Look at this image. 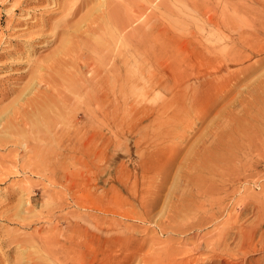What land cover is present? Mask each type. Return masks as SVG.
Wrapping results in <instances>:
<instances>
[{
	"label": "rangeland",
	"instance_id": "1",
	"mask_svg": "<svg viewBox=\"0 0 264 264\" xmlns=\"http://www.w3.org/2000/svg\"><path fill=\"white\" fill-rule=\"evenodd\" d=\"M36 1L20 4L21 9L14 6L17 0H0V52L25 38L28 28L16 26L15 19L27 17L26 8L50 6ZM173 7L175 47L188 38L203 52L198 56L206 58L177 71L191 83L187 91L194 92L197 105L177 111L172 106L139 130L138 118L172 95L162 87L150 92L139 87L134 104L125 109L127 116L110 127L95 121V152H51L44 148L49 144L44 133L24 137V142L2 133L0 264H49L58 249L82 264H169L173 257L172 264L198 259L222 264L245 244L249 247L233 261L264 263V125L257 114L264 106V0H173ZM240 9H245L242 21ZM206 13L223 24L220 30L207 24ZM214 43L222 49L218 58L206 51ZM4 61L8 58H0V64ZM5 72L0 65V76ZM20 82L18 91L1 103L23 98L26 89L20 90L31 78ZM82 138L63 143L79 149Z\"/></svg>",
	"mask_w": 264,
	"mask_h": 264
},
{
	"label": "bare ground",
	"instance_id": "2",
	"mask_svg": "<svg viewBox=\"0 0 264 264\" xmlns=\"http://www.w3.org/2000/svg\"><path fill=\"white\" fill-rule=\"evenodd\" d=\"M34 1L36 0H17L14 6L17 8L20 4L23 6L29 5V3H33ZM178 1L180 2V0ZM36 2H47L50 6L32 9L30 7L31 10H27L26 8L25 13L28 16L15 19L16 26L18 24H25L26 26L24 27L28 28V31L23 32L25 38L17 40L11 49L9 48L6 51L0 52V58H8V61L0 64L6 70L0 76V100L18 91V86L22 82L20 80H23L27 76L31 78V84L22 86L20 90L26 89L22 92L23 98L14 104L9 103L5 105L1 103L2 101L0 102V135L2 133H10L9 135L13 134L17 138V141L22 142L24 137L44 133L49 138V144L44 148L51 152H95V121L99 120L104 125L107 124L110 127L112 123L121 118L123 119L124 115L127 116V112L124 113L127 111L125 109L130 103H133L134 99L132 95L139 87H142L143 92H146L145 90L150 92L162 87L167 91H164V94L168 92L172 94L168 100L164 98L162 103L150 107L153 108V111L149 108L151 113L138 118L141 122L139 130L147 128V123L151 119L164 114L172 106L177 111V109L179 110L183 106L184 108H186L185 106L188 107V103L192 106H195L197 103V98L192 95L194 92L191 94V92L187 91L191 83L186 82L187 80L182 78L183 76L178 77L177 71L181 65L188 66L200 58L193 63L195 66L197 62L206 60V58L201 59L202 57L198 56L202 55L203 52L198 53L195 44H190L191 41L187 40L188 38H186L185 42L178 44V47H175L173 37L171 36L172 31H174L172 25L173 0H37ZM202 4L199 7L205 5ZM21 7L19 6V8ZM208 9L209 7L206 6L203 10L208 11ZM244 12L245 9H240L238 12L237 17L241 21L242 17L240 16ZM207 15V24L211 25L214 30H220L223 24L217 21L218 18L215 15ZM11 24H13V17L9 15L7 26L11 27ZM228 25L231 26V24H224L226 27ZM189 34L194 35L192 32H189ZM194 37L195 35L192 39ZM178 41L179 43L181 42V40ZM216 41L217 39L215 38L214 42L216 43ZM215 43L209 46L211 50L207 46L206 51L207 54L211 53L218 58L222 53V49L216 46ZM42 50L49 51L46 54H42ZM36 53H41V55L37 56L35 55ZM231 53L229 52V54ZM33 56L34 58H32ZM262 66H264V62H262ZM217 67L218 69L221 68L220 65L213 66L214 70ZM5 78H9L8 80L10 81H4L7 80ZM200 78H196L199 84L209 87V83L202 81L204 79ZM182 85L185 87H182ZM226 87L228 89V86ZM211 88L213 87L211 86ZM221 96L224 98L222 94ZM261 99L264 100V97H261ZM207 105H209L208 102ZM198 106L196 107L199 108ZM244 109L247 110L245 106ZM143 110V108L140 109L144 114ZM251 110H253V107ZM257 114L259 117H262L261 123L264 125V106L258 110ZM32 116L34 118H31ZM260 128L264 129L261 125ZM79 137H83V140L80 139L82 143L79 141L81 143L79 149L78 144L77 147L71 145L69 148V144L65 145L63 143L64 141L73 143L74 141L72 142V140L79 139ZM255 138L258 137L256 136ZM252 146L254 147V145ZM154 150H157V148ZM247 237L250 238L249 236ZM84 242L86 243L85 240ZM248 247L249 244L241 245L238 247L237 253L234 252V258L232 255L231 259H233L231 261H226L222 264H238L239 262L233 260L240 254L241 250ZM64 252L62 249H58L56 255H54V259L49 264H82L81 261L68 256ZM172 261L174 262V260ZM198 261L192 262L193 264H201ZM31 264L39 263L35 261L31 262ZM186 264H191V261L188 260ZM250 264L252 263L250 262ZM259 264L264 263L261 262Z\"/></svg>",
	"mask_w": 264,
	"mask_h": 264
}]
</instances>
